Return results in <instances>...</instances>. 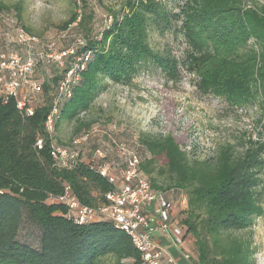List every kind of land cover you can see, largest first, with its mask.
Returning a JSON list of instances; mask_svg holds the SVG:
<instances>
[{"label": "trees", "instance_id": "1", "mask_svg": "<svg viewBox=\"0 0 264 264\" xmlns=\"http://www.w3.org/2000/svg\"><path fill=\"white\" fill-rule=\"evenodd\" d=\"M68 1L74 11L61 29L75 24L76 34L68 37L70 44L53 47L57 52L72 48L74 54L63 67L51 63V74L33 98V115L23 116L17 99L0 98V264H137L139 256L129 237L112 223L77 225L66 218L65 206L47 202L68 187L82 205L96 207L113 189L97 173L92 157H80L71 169L54 165L53 137L45 120L55 109L53 129L58 131L62 122L71 123L89 110L106 80L130 85L152 66L171 83L184 72L200 95L218 98L231 108L257 105L262 110L259 139L241 144L242 151L226 142L217 146L214 157L199 160L170 134L146 136L142 150L136 148L140 176L152 190L185 193L186 208L174 220L185 238L194 239L195 264H255L251 243L233 233L247 231L264 214V4L178 0L168 9L164 0H123L118 8H105L109 23L93 36L87 2ZM12 10L20 20V4L0 0V15ZM22 27L18 29L41 40ZM169 30L184 45L180 58L151 46L153 33ZM75 62L77 81L70 83L68 93H59ZM37 138L44 140L40 150L34 147ZM156 170L167 174V183L158 184ZM24 223L38 231L37 247L18 240Z\"/></svg>", "mask_w": 264, "mask_h": 264}, {"label": "rangeland", "instance_id": "2", "mask_svg": "<svg viewBox=\"0 0 264 264\" xmlns=\"http://www.w3.org/2000/svg\"><path fill=\"white\" fill-rule=\"evenodd\" d=\"M4 1L20 4L22 9L20 20L15 10L0 15V49L4 52L18 49L14 44L15 34L22 26L40 35L41 44L37 52L44 55L48 54L50 45L64 47L70 44L71 37L76 34L75 24L66 30L61 29L62 23L74 11V6L68 0ZM85 1L87 11L92 13L89 27L94 36L99 35L109 23L105 8H118L123 0H103L102 4L97 0ZM164 1L168 9L175 8L178 2ZM256 1L264 4V0ZM150 42L160 51H171L177 58L182 56L184 45L173 30L159 36L153 33ZM50 65L41 61L37 66L34 77L40 84L51 74ZM104 86L105 89L94 99L89 110L80 113L71 123L62 122L58 131L55 128L52 131V142L59 145L88 135L87 142L80 147L83 161L93 157L97 149L107 160L114 161L115 144L118 141H126L130 147L136 142L142 150L141 140L146 136L154 138L170 134L181 148L199 160L214 157L217 146L226 142L233 144L237 151H242L241 144L259 139L258 120L262 110L257 105L231 108L218 98L202 96L196 91L192 77L184 72L180 73L178 82L171 83L166 81L157 67L152 66L141 72L130 85H117L106 80ZM154 177L159 185L167 183V174L161 175L156 170ZM165 197L173 203L172 210L177 216L183 208L185 193L172 189L165 192ZM261 204L264 208V195ZM233 235L250 242L255 264H264V214L257 217L247 231ZM38 236L35 228L24 223L18 240L37 247ZM193 243V237L189 236L184 239L183 246L195 258Z\"/></svg>", "mask_w": 264, "mask_h": 264}, {"label": "built area", "instance_id": "3", "mask_svg": "<svg viewBox=\"0 0 264 264\" xmlns=\"http://www.w3.org/2000/svg\"><path fill=\"white\" fill-rule=\"evenodd\" d=\"M15 44L19 51L4 52L0 49V98L17 99L16 107L25 117L34 113L33 98L41 92V84L35 79L34 72L39 63H55L64 66L65 60L74 54V50L57 52L51 45L48 54L37 52L40 41L18 29ZM24 54V55H21ZM89 55L84 56V60ZM80 61L79 58L77 62ZM78 64L72 66L58 87L59 93H68L70 83L77 81L75 75ZM54 109L45 120V128L51 135L54 125ZM88 140V135L74 138L68 145L51 144L50 155L53 163L60 169L73 168L80 158V147ZM44 146L42 138L37 139L34 147L38 150ZM136 142L130 145L126 141L115 144V159L109 161L100 149L90 159L100 177L112 185V191L105 195L104 203L89 207L82 205L65 187L63 194L50 196L51 204L66 207V218L77 225L96 222H110L124 232L138 253L137 264H178L175 256L170 254L174 249L180 258L191 259L184 251V233L174 220L173 203L164 194L151 189L149 183L140 176V158ZM186 208L185 198L182 200Z\"/></svg>", "mask_w": 264, "mask_h": 264}, {"label": "crops", "instance_id": "4", "mask_svg": "<svg viewBox=\"0 0 264 264\" xmlns=\"http://www.w3.org/2000/svg\"><path fill=\"white\" fill-rule=\"evenodd\" d=\"M185 247L183 246V249ZM184 251H187V250L184 249ZM170 254L176 257L178 264H195L194 260H193L194 258L192 256H191V259L184 260V259L180 258V256L177 255V253H176V251L174 249H170ZM190 255H191V253H190Z\"/></svg>", "mask_w": 264, "mask_h": 264}]
</instances>
